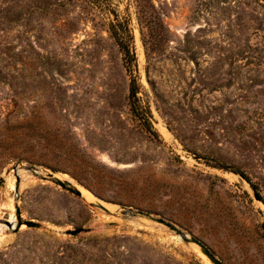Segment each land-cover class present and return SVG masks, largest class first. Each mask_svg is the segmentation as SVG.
<instances>
[{
  "label": "rangeland",
  "instance_id": "rangeland-1",
  "mask_svg": "<svg viewBox=\"0 0 264 264\" xmlns=\"http://www.w3.org/2000/svg\"><path fill=\"white\" fill-rule=\"evenodd\" d=\"M122 19L131 74L110 34ZM132 78L157 137L131 114ZM68 150L113 213L5 176L17 163L50 170L40 163ZM0 178V220L17 204L41 225L5 226L0 264H210L122 207L171 222L222 264H264V0H0Z\"/></svg>",
  "mask_w": 264,
  "mask_h": 264
},
{
  "label": "water",
  "instance_id": "water-1",
  "mask_svg": "<svg viewBox=\"0 0 264 264\" xmlns=\"http://www.w3.org/2000/svg\"><path fill=\"white\" fill-rule=\"evenodd\" d=\"M132 56L134 57V53L132 51ZM23 171L29 174L31 177L36 179L37 181L44 182V183H50L54 185L55 187L60 188L62 191H65L71 195H74L76 197H79L81 199L82 195L79 190V188L85 190L81 186H79L76 182H74L72 179L66 180L62 178V174H58L56 172L37 167L34 165H28L25 166L21 163L15 164L11 169L6 171L5 176L9 174V172H12L13 175L15 176V191L18 190L19 187V178H18V172ZM5 182L4 178H0V186L3 185ZM87 191V190H85ZM88 192V191H87ZM252 196L255 200H259L258 195L256 192L251 189ZM89 193V192H88ZM90 194V193H89ZM91 195V194H90ZM92 196V195H91ZM94 199V202L88 203L90 207L96 208L104 213L111 214L113 213L112 211L108 210L105 206H108L104 202H101L100 200L96 199L94 196H92ZM84 200V199H83ZM15 210V226L14 228L11 227L9 220H0V224L5 225L8 228V231L11 232L12 234H16L19 232V230L24 226L28 229H38L40 228V224L30 222V221H22L21 220V213L20 209L17 204L14 206ZM114 214H117L118 216L126 219V220H145L148 222H151L153 224H156L167 231L173 233L176 237L179 238L180 242L183 243L186 246H194L195 250L199 252L200 255L204 256L207 261H209L210 264H222L220 260L211 252V250L205 246L203 243H201L199 240L195 239L194 237H191L187 233H185L183 230H181L179 227L176 225L172 224L171 222L160 218L158 216L152 215L147 212H142L138 210H132L131 208H125L122 207L120 210H116ZM86 230L83 228L75 229L72 231H66L62 233V235H69L72 237H75L82 232H85Z\"/></svg>",
  "mask_w": 264,
  "mask_h": 264
},
{
  "label": "trees",
  "instance_id": "trees-1",
  "mask_svg": "<svg viewBox=\"0 0 264 264\" xmlns=\"http://www.w3.org/2000/svg\"><path fill=\"white\" fill-rule=\"evenodd\" d=\"M110 34L115 40L121 54L123 55V60L125 62L126 71L132 73V67L134 65V57L131 53V43L132 37L129 33V28L127 21L122 19V21H117L116 25H111ZM137 88L135 80L132 78L129 84V105L132 116L140 123L143 129L153 137H157V133L151 126L150 117L148 113L143 111L137 104ZM21 160V159H19ZM41 165L49 168L51 171L56 173H63L71 177L78 185L86 189L93 196L98 199L107 201V198L103 195L104 193L96 187L93 183L94 180H89V177L93 174V166L86 160V158L76 151L68 150L59 156V160L53 164L40 163ZM217 166V167H216ZM214 166L215 168L220 167V165ZM236 175L240 176L245 181L249 182L244 174L234 168L231 169ZM93 176V175H92ZM251 189L255 191V188L250 185Z\"/></svg>",
  "mask_w": 264,
  "mask_h": 264
},
{
  "label": "bare ground",
  "instance_id": "bare-ground-1",
  "mask_svg": "<svg viewBox=\"0 0 264 264\" xmlns=\"http://www.w3.org/2000/svg\"><path fill=\"white\" fill-rule=\"evenodd\" d=\"M21 172H23V171H20L19 173H18V176L19 177H22V173ZM62 178H63V176H62ZM20 179V178H19ZM63 179H65V178H63ZM70 181V180H69ZM79 190H80V192H81V188H79ZM87 192V191H86ZM81 195H82V198L84 199V201L85 202H87V203H92V202H94V200L92 201L91 199H89L87 196H85L82 192H81ZM88 195V194H87ZM89 196V195H88ZM9 223H10V225H11V227L12 228H14V226H15V220L13 219V218H11L10 219V221H9ZM4 230H6V227H5V225L3 226V225H0V241L2 240V238H3V232H4ZM176 240L177 241H180L179 240V238L178 237H176ZM197 251V250H196ZM198 252V251H197ZM199 253V252H198Z\"/></svg>",
  "mask_w": 264,
  "mask_h": 264
}]
</instances>
